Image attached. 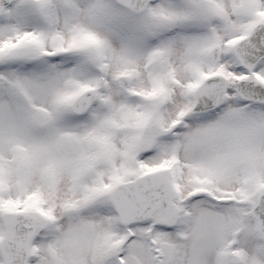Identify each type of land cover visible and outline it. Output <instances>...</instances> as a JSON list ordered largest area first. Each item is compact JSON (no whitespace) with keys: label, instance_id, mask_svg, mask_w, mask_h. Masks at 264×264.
Returning a JSON list of instances; mask_svg holds the SVG:
<instances>
[{"label":"snow or ice","instance_id":"1","mask_svg":"<svg viewBox=\"0 0 264 264\" xmlns=\"http://www.w3.org/2000/svg\"><path fill=\"white\" fill-rule=\"evenodd\" d=\"M0 264H264V0H0Z\"/></svg>","mask_w":264,"mask_h":264}]
</instances>
